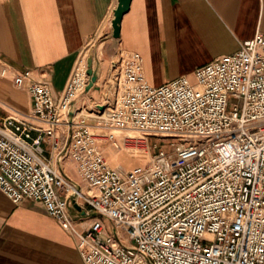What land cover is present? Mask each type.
Here are the masks:
<instances>
[{
  "label": "built area",
  "instance_id": "built-area-1",
  "mask_svg": "<svg viewBox=\"0 0 264 264\" xmlns=\"http://www.w3.org/2000/svg\"><path fill=\"white\" fill-rule=\"evenodd\" d=\"M87 69L79 57L58 94L32 69L13 74L31 110L0 120V189L15 203L40 201L84 264H264V34L197 67L194 79L159 85L146 81L139 52L120 51L90 111L107 131L91 128L84 99L74 107ZM115 129L141 136L120 140ZM134 139L150 159L122 171L109 164L102 145ZM66 159L82 181L57 166Z\"/></svg>",
  "mask_w": 264,
  "mask_h": 264
},
{
  "label": "crops",
  "instance_id": "crops-1",
  "mask_svg": "<svg viewBox=\"0 0 264 264\" xmlns=\"http://www.w3.org/2000/svg\"><path fill=\"white\" fill-rule=\"evenodd\" d=\"M117 3L0 0V120L9 113L31 110L28 90L14 84L13 74L18 71L32 69L58 94L77 59L87 51L97 78L74 107H80L84 99L86 109L91 111L103 99L110 61L120 51L139 52L146 81L159 85L179 75L194 79L197 67L237 50L257 30L264 34V0H131L121 20L120 36L114 37L111 22ZM116 132L121 140L123 133ZM43 145L48 151L49 142ZM119 147L123 152L121 142ZM128 159L134 166L142 162L134 153H129ZM57 166L74 180L82 181L71 159ZM93 214L89 210L80 225L87 224ZM0 264L84 263L74 236L40 201L24 199L15 203L0 189Z\"/></svg>",
  "mask_w": 264,
  "mask_h": 264
},
{
  "label": "rangeland",
  "instance_id": "rangeland-1",
  "mask_svg": "<svg viewBox=\"0 0 264 264\" xmlns=\"http://www.w3.org/2000/svg\"><path fill=\"white\" fill-rule=\"evenodd\" d=\"M112 23V22H111ZM80 57H82L83 58V61H84V63L87 65V67H88V59H89V53L87 52V51H84L82 54H81V56ZM91 103V105H93L94 103L93 102H90ZM82 113H83V115H85L86 116V118H87V121L89 122V123H94V122H96V120L97 119H95V118H93V117H91V116H94V114H90V110L87 108L86 109V107L85 108H82ZM94 131H95V128H94V126L92 125V127H91ZM97 130H99V129H97ZM116 130V129H115ZM128 130H118V132H122L123 134L124 133H126ZM131 132H134L135 134H136V136H141V131H136V130H132ZM149 141H150V143L151 144H153L154 142H156L157 144H160L161 142H167V140L166 139H163V141H162V139L160 138V137H158V136H150L149 137ZM134 142V143H133ZM133 142H132V144H133V147H129L131 150H133L134 151V153L136 154V155H139L140 157H141V159H142V162L140 163V165H144L149 159H150V157H151V154L150 155H146V153H144L143 151H142V148H143V143H140V142H137L136 141V139H134L133 140ZM120 146V145H119ZM113 147V149H115V150H118L120 147ZM131 157V160L132 161H134V162H136V163H138V161L134 158V155H130ZM120 158V163H119V165L122 167H124L123 168V170L124 169H128V168H133V167H135L134 165H131V163L129 162H127V163H124V161H123V155L122 156H120L119 157ZM110 164V163H109Z\"/></svg>",
  "mask_w": 264,
  "mask_h": 264
},
{
  "label": "water",
  "instance_id": "water-1",
  "mask_svg": "<svg viewBox=\"0 0 264 264\" xmlns=\"http://www.w3.org/2000/svg\"><path fill=\"white\" fill-rule=\"evenodd\" d=\"M131 0H118L117 6L114 9V15L112 18V35L114 37L120 36V28H121V20L123 14L129 9ZM87 73L90 76L89 83L87 85V89L91 88L97 78V73L92 67V58L88 59V69ZM74 206L76 208H80V206L75 203Z\"/></svg>",
  "mask_w": 264,
  "mask_h": 264
},
{
  "label": "bare ground",
  "instance_id": "bare-ground-1",
  "mask_svg": "<svg viewBox=\"0 0 264 264\" xmlns=\"http://www.w3.org/2000/svg\"><path fill=\"white\" fill-rule=\"evenodd\" d=\"M97 122H94V128H95V131L97 132L98 130V127L99 125L96 124ZM117 131V129L115 130V132ZM132 130H128L126 133L123 134V136L121 138L124 137L125 134L127 135H130V136H136V134L134 132H131ZM117 134V132H116ZM118 135V134H117ZM137 137V136H136ZM134 143V142H133ZM120 145V144H119ZM107 147H118V146H114V145H111V146H107ZM107 147H104L103 148V153L104 155L106 156L107 158V161L114 167H116L117 169H119L120 171H122L123 169L121 168V166L119 165V161H120V156L123 155V161L124 163H129V159H128V154L129 153H134L133 150H131L129 147L125 146L123 144V152H121V149H118L117 151H112L111 149L107 148ZM121 148V147H120ZM142 151L144 153H146V155H150V152L149 150L147 149V147H143L142 148ZM135 154V153H134Z\"/></svg>",
  "mask_w": 264,
  "mask_h": 264
}]
</instances>
